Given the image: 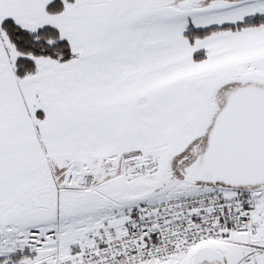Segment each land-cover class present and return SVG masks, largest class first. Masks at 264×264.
Wrapping results in <instances>:
<instances>
[{
    "label": "snow or ice",
    "instance_id": "snow-or-ice-1",
    "mask_svg": "<svg viewBox=\"0 0 264 264\" xmlns=\"http://www.w3.org/2000/svg\"><path fill=\"white\" fill-rule=\"evenodd\" d=\"M0 264H264V0H0Z\"/></svg>",
    "mask_w": 264,
    "mask_h": 264
}]
</instances>
